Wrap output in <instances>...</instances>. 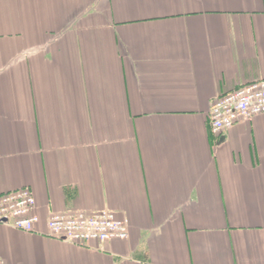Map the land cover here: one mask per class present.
<instances>
[{"label":"crops","instance_id":"obj_1","mask_svg":"<svg viewBox=\"0 0 264 264\" xmlns=\"http://www.w3.org/2000/svg\"><path fill=\"white\" fill-rule=\"evenodd\" d=\"M261 80L264 0H0V192L40 219L0 224V264H264V114L209 121ZM103 210L127 240L47 235Z\"/></svg>","mask_w":264,"mask_h":264},{"label":"built area","instance_id":"obj_2","mask_svg":"<svg viewBox=\"0 0 264 264\" xmlns=\"http://www.w3.org/2000/svg\"><path fill=\"white\" fill-rule=\"evenodd\" d=\"M261 114H264V80L215 98L209 118L211 133L220 137L241 122ZM35 205V198L29 189L0 192V224L20 232L34 233L40 222L35 214ZM46 228L50 238L80 247L129 238V222L110 210L92 214L53 213L47 220Z\"/></svg>","mask_w":264,"mask_h":264},{"label":"rangeland","instance_id":"obj_3","mask_svg":"<svg viewBox=\"0 0 264 264\" xmlns=\"http://www.w3.org/2000/svg\"><path fill=\"white\" fill-rule=\"evenodd\" d=\"M261 115H262V114H261ZM261 115H259V116H261ZM259 116H257V117H259ZM257 117H256V118H257ZM232 129H233V128H232Z\"/></svg>","mask_w":264,"mask_h":264},{"label":"water","instance_id":"obj_4","mask_svg":"<svg viewBox=\"0 0 264 264\" xmlns=\"http://www.w3.org/2000/svg\"><path fill=\"white\" fill-rule=\"evenodd\" d=\"M221 141H223V139H221Z\"/></svg>","mask_w":264,"mask_h":264}]
</instances>
